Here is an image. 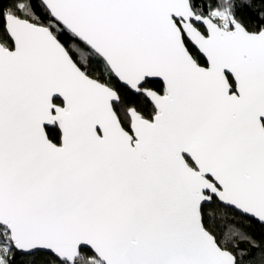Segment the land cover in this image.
Returning a JSON list of instances; mask_svg holds the SVG:
<instances>
[{
    "label": "snow or ice",
    "instance_id": "1",
    "mask_svg": "<svg viewBox=\"0 0 264 264\" xmlns=\"http://www.w3.org/2000/svg\"><path fill=\"white\" fill-rule=\"evenodd\" d=\"M0 264H264V0H0Z\"/></svg>",
    "mask_w": 264,
    "mask_h": 264
}]
</instances>
